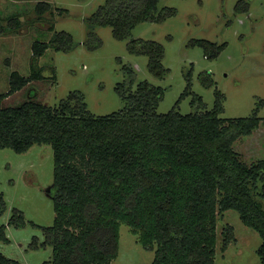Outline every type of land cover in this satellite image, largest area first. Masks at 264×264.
<instances>
[{
	"label": "trees",
	"instance_id": "obj_1",
	"mask_svg": "<svg viewBox=\"0 0 264 264\" xmlns=\"http://www.w3.org/2000/svg\"><path fill=\"white\" fill-rule=\"evenodd\" d=\"M158 2L104 0L86 20L110 26L114 37L124 39L140 22L162 21L176 13L173 6L159 8ZM50 6V0H39L35 10L42 14ZM248 7L246 0L235 4L237 11ZM20 24L18 17L5 23L0 16V34ZM71 42L65 30L48 40H34L30 73L11 70L9 87L0 93V147L20 152L34 143H48L53 150V222L42 227L41 240L32 236L29 241L33 248L51 246V257L41 264H109L117 255L122 222L143 247L154 249L150 264H216L217 214L229 208L261 236L256 252L264 263V158L247 164L233 147L236 138L258 126L257 108L264 100L257 98L249 115L223 117L224 93L215 88L213 107L205 109L191 89L189 69L181 95L191 93L196 108L181 113L173 106L159 113L162 88L140 80L132 90L134 70L125 63V77L116 86L123 105L111 113L91 112L80 91L56 105L35 100L2 105L4 97L44 77L37 61L47 47L67 50ZM192 42L208 57L217 56L225 45L208 39ZM127 48L148 55L153 75L167 73L160 42L132 38ZM202 79L213 84L209 73ZM5 209L0 193V215ZM8 224L23 226L22 212L13 208L7 222L0 223L1 240H9ZM223 234L221 250L235 240L233 226L227 224ZM0 264L22 263L0 252Z\"/></svg>",
	"mask_w": 264,
	"mask_h": 264
},
{
	"label": "rangeland",
	"instance_id": "obj_2",
	"mask_svg": "<svg viewBox=\"0 0 264 264\" xmlns=\"http://www.w3.org/2000/svg\"><path fill=\"white\" fill-rule=\"evenodd\" d=\"M38 1L0 0L2 20L7 23L18 17L21 22L0 34V93L9 87L11 70L30 73L34 40H48L55 32L65 30L72 35V42L67 50L47 47L37 61L44 69V77L4 97V106L25 100L56 105L70 92L80 91L91 112L111 113L123 105L116 86L125 77V63L134 70L132 90L140 80L162 88L156 106L159 113L173 106L181 113L196 108L191 93L181 95L189 69L191 89L201 96L205 109L213 107L215 88L224 93L223 117L249 115L257 106V98L264 100V0H246L247 11L235 10L238 0H159V8L173 6L176 13L162 21L140 22L124 39L114 37L110 26L86 20L104 0H50V9L42 14L35 10ZM138 37L163 45L162 63L168 68L163 77L149 71L148 55L128 50L127 43ZM196 39L225 45L217 56L208 57L199 43L192 42ZM205 73L210 74L212 85L204 84ZM257 114L258 126L233 142L239 158L247 164L264 158V106L257 108ZM262 182H257L259 190ZM0 193L6 203L0 223L7 222L13 208L20 210L25 219L23 226H6L9 240L0 239V252L22 264H41L49 259L50 245L33 248L29 241L32 236L41 240L42 227L51 225L54 218L51 145L34 143L20 152L0 147ZM262 203L264 206V200ZM227 224L233 226L235 240L221 250ZM261 240L235 209H226L217 214L215 263L264 264L256 252ZM153 256L154 249L143 247L130 226L120 223L117 255L109 264H150Z\"/></svg>",
	"mask_w": 264,
	"mask_h": 264
}]
</instances>
